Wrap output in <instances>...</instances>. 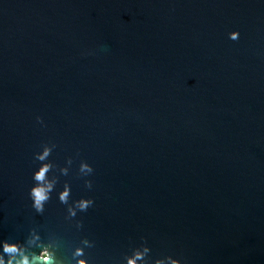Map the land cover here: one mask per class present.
<instances>
[{
    "label": "water",
    "instance_id": "water-1",
    "mask_svg": "<svg viewBox=\"0 0 264 264\" xmlns=\"http://www.w3.org/2000/svg\"><path fill=\"white\" fill-rule=\"evenodd\" d=\"M50 139L95 168L80 233L55 196L29 206ZM33 224L94 238L96 264L141 236L186 264H264V3L0 0V239Z\"/></svg>",
    "mask_w": 264,
    "mask_h": 264
},
{
    "label": "clouds",
    "instance_id": "clouds-1",
    "mask_svg": "<svg viewBox=\"0 0 264 264\" xmlns=\"http://www.w3.org/2000/svg\"><path fill=\"white\" fill-rule=\"evenodd\" d=\"M264 3V0H260ZM228 39L237 41L241 32L235 28L227 33ZM103 47V46H102ZM85 54H91L90 52ZM36 122L45 127L43 116L37 115ZM58 147L53 140L42 142L34 151L32 159L36 166L31 171V183L27 189L29 206L35 214L43 215L49 202L55 196L63 205L62 220L76 233L84 228L82 215L94 208L96 199L92 192L95 168L79 153L67 155L63 163L50 157ZM73 179L82 183V193H73ZM96 240L89 235H80L76 240H68L61 233L33 224L23 240L0 239V264H96L90 258V250L96 247ZM152 247L145 236L138 242L129 244L119 264H186L179 255L152 256Z\"/></svg>",
    "mask_w": 264,
    "mask_h": 264
}]
</instances>
